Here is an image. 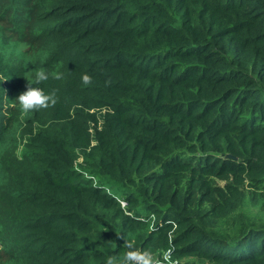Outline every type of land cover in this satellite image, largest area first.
<instances>
[{"label":"trees","instance_id":"1","mask_svg":"<svg viewBox=\"0 0 264 264\" xmlns=\"http://www.w3.org/2000/svg\"><path fill=\"white\" fill-rule=\"evenodd\" d=\"M130 251L264 264V0H0V264Z\"/></svg>","mask_w":264,"mask_h":264},{"label":"clouds","instance_id":"2","mask_svg":"<svg viewBox=\"0 0 264 264\" xmlns=\"http://www.w3.org/2000/svg\"><path fill=\"white\" fill-rule=\"evenodd\" d=\"M50 73L41 68L36 71L34 75H30L29 79L35 81L36 86L28 84V87L25 91L21 92L14 101L18 105L19 111L22 114H28L32 111L39 110L41 108H47L50 104L54 103V94L46 92L43 87L40 85L47 81L50 77ZM63 73H55L56 78H61ZM81 80L84 84L91 83L92 77L87 73L82 74ZM136 253L130 251L126 253L123 257L116 255L110 256L106 260V264H128L130 259H134Z\"/></svg>","mask_w":264,"mask_h":264},{"label":"built area","instance_id":"3","mask_svg":"<svg viewBox=\"0 0 264 264\" xmlns=\"http://www.w3.org/2000/svg\"><path fill=\"white\" fill-rule=\"evenodd\" d=\"M140 262H142V260L141 259H138ZM146 264H148V263H146ZM154 264V263H153Z\"/></svg>","mask_w":264,"mask_h":264},{"label":"bare ground","instance_id":"4","mask_svg":"<svg viewBox=\"0 0 264 264\" xmlns=\"http://www.w3.org/2000/svg\"><path fill=\"white\" fill-rule=\"evenodd\" d=\"M258 252V251H257ZM234 256V255H233Z\"/></svg>","mask_w":264,"mask_h":264}]
</instances>
